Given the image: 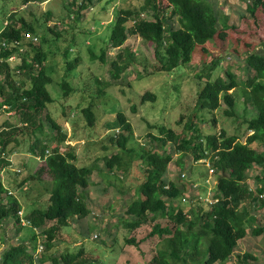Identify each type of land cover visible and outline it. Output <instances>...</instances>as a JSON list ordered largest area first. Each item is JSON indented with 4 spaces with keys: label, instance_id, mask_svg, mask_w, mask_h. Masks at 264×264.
Instances as JSON below:
<instances>
[{
    "label": "trees",
    "instance_id": "16d2710c",
    "mask_svg": "<svg viewBox=\"0 0 264 264\" xmlns=\"http://www.w3.org/2000/svg\"><path fill=\"white\" fill-rule=\"evenodd\" d=\"M96 1L80 0L79 9L71 11L70 17H82L83 9L94 5ZM161 1L142 0L139 8L132 4L129 8L119 6L110 36L111 46L121 48L129 34L141 36L155 47L157 64L152 72H169L180 66L184 69L199 58L209 57L210 52H206L208 43L216 47L218 52L211 54V63L204 66L205 71L196 73V79L203 83L198 96L199 104L192 110L182 131L177 133L166 125L159 126L160 135L149 133L153 142L152 147L146 150L144 145L135 142L130 121L119 112L117 119L107 124L110 128H118L117 134L110 138L111 143L117 142L118 146L117 152L106 158V165L110 172L115 169L121 171V177L134 162L145 165L144 179L136 187L137 197L129 203L126 210L129 217L126 227L136 229L159 217L171 221L170 225L154 222L148 234L149 237L156 234L162 237L151 264H229L239 241L248 235L249 228L257 235L264 228L253 227L255 216L249 210L241 208L246 202L252 208L257 202L264 205V50L250 48L248 43L255 35L250 31H241L230 23L226 13L219 15L209 0H168L167 7L161 6ZM246 1L247 9L254 18L243 16L244 26L248 21L260 19L258 15H263L264 11V0ZM75 2H71L73 7ZM16 13L12 12L8 16L6 24L0 30V40L6 42L0 47V111L9 109L22 122L20 125L8 123L7 129L0 130V223L13 217L19 226L18 230L25 228L28 235H24L18 243L0 254V264H36L38 257L43 264H73L75 255L64 253L46 256L44 251H37L38 234L44 237L43 250L49 251L63 226H69L71 219L84 217L90 212L85 196L94 168L77 165V154L73 146L62 150L66 134L62 124L52 118L48 109V104L54 101L47 87L52 83V77L46 70L48 53L43 47L46 38L40 34L48 29L59 36L60 28H71V24L65 22V26L56 23L47 26L44 22L39 23L38 18L29 22ZM51 14L52 12H46L45 19L48 20ZM175 16L178 19L177 26L171 21ZM15 41L22 43L14 44ZM91 52L94 58L98 57ZM229 52L244 59L243 68L247 71L244 80L230 68L226 69L224 76L213 75L217 68H222L221 61L226 59V53ZM65 54L68 58L67 51ZM13 55L21 57V62L16 66H12L10 61ZM104 55L102 53L99 57L106 62ZM118 56L120 60L112 62L114 76L117 78L136 59L131 52L126 57H123L122 52ZM76 61L77 59L75 64ZM68 63L71 70L75 68L74 64ZM138 74L139 77L143 76L140 72ZM15 76L24 78L17 80ZM97 81L100 82L98 78ZM61 86L65 95L74 91L65 80L61 82ZM239 86L249 90V99L257 111L250 119L244 120V124L251 130L246 141H241L239 134H227L224 129L213 134L204 132L198 123L201 119L198 109L214 111L220 106L222 96L229 107L225 113L235 115L236 98L229 91ZM149 99L154 100L155 95L146 92L142 101ZM93 106L91 103L83 108L90 127H94L97 120ZM183 118L184 115L179 119V124ZM48 123L56 131L50 136L46 128ZM213 123H216V118H213ZM26 133L34 137L30 150L45 161L39 171L47 172L51 178L43 180L49 193L48 204L35 205L25 215L29 224L23 226L19 214L22 203L7 192L1 171L11 164L8 155L15 149L14 146L8 148L9 144L12 141L19 144L18 135ZM58 138L60 142L56 141ZM157 145L163 152L154 148ZM176 151L179 153L175 166L179 171V182L167 175L169 163ZM207 156L210 164L217 169L215 173L219 175L218 191L214 197L217 200L213 203L206 202L200 190L189 192L188 189L189 185L192 189L198 181L191 178L201 165L199 161ZM257 165L261 170L255 175L257 184L254 189L247 177ZM39 180L42 181L41 178ZM199 182H202V177ZM50 222L53 223L48 226ZM128 243L138 245L135 238ZM249 258L256 260L254 255L248 253L243 256V262L248 264L252 261Z\"/></svg>",
    "mask_w": 264,
    "mask_h": 264
},
{
    "label": "rangeland",
    "instance_id": "374dc122",
    "mask_svg": "<svg viewBox=\"0 0 264 264\" xmlns=\"http://www.w3.org/2000/svg\"><path fill=\"white\" fill-rule=\"evenodd\" d=\"M75 1L0 0V30L12 12H17L18 17L22 16L29 22L36 21L38 18L39 23L44 22L47 26H53L55 23L65 26L67 25L65 22L71 24V28H60L59 36L48 29L40 33L43 38H46L43 43L44 51L48 53L46 70L52 77V83L47 87L54 101L48 104V109L52 118L62 124L66 134L62 150L73 146L77 154V165L94 168L91 184L85 196L90 212L84 217L71 219L69 226H63L49 251L43 250L44 237L38 234L37 251H44L46 256L51 254L59 256L64 253L75 255L73 264H151L150 261L156 255L162 237L158 234L149 237L148 234L154 222L170 225L171 221L159 217L156 221H149L136 229L126 227L127 218H129L126 210L129 203L137 197L136 187L144 179L145 165L139 164L138 161L134 162L123 177H121L122 172L117 169L113 172L108 170L106 158L117 152L116 146H118L117 142L111 143L110 138L117 134L118 128H110L107 124L117 119L118 113L122 112L133 127L135 142L144 145L146 150L152 147L153 142L149 133L155 136L160 135L159 126L166 125L180 133L192 110L196 109V104H199L198 96L203 83H199L196 79V73L205 71L204 66L211 63V54L218 52V49L208 43L206 52H210L209 57L199 58L194 64L186 65L184 69L180 66L169 72L157 70L152 72L157 64L153 44L139 35L132 34L128 35L121 48H113L110 43L119 6L129 8L132 4L133 7L139 8L142 0H97L98 2L96 1L94 5L82 8L84 15L78 19L69 15L71 11L79 9L80 0ZM209 1L219 15L226 13L230 23L235 24L241 31L245 30L246 33L250 31L255 35V38L248 43L251 45L250 48L256 51L264 50V11L263 15H258L260 19L248 21L244 26L243 16L248 19L254 18L247 9L248 1ZM71 2H75L74 7ZM160 4L167 7L169 2L162 0ZM46 12H52L48 20L45 19ZM171 21L175 26L178 25L176 16ZM65 51L69 54L68 58ZM91 51L98 57L94 58ZM120 52L123 53V57L129 56L131 52L136 59L130 62L125 72L117 78L114 76L112 62L120 60L118 56ZM102 53L105 54L106 62L99 57ZM226 56V59L221 61L222 68H217L213 75L224 76L226 69L230 68L244 80L247 74L243 68L244 59L231 52L226 53ZM76 59L78 65L75 64ZM10 61L12 66H16L21 62V57L13 55ZM67 61L74 64L75 68L71 70ZM139 72L143 76L139 77ZM15 77L17 80L24 78V76ZM64 80L74 88L69 95L64 94L61 86ZM146 92L153 93L155 99L143 102L142 96ZM229 92L236 98V114L225 113L229 107L220 96L221 104L214 111L197 108L201 118L198 123L207 134L224 129L229 135L239 134L240 140L245 142L251 130L244 124V120L250 119L257 111L249 99V90L239 86ZM91 103L94 104L93 109L97 114L94 127L89 126L83 114V108ZM4 110L0 111V130L7 129L8 123L22 124L13 111L6 108ZM182 115L184 118L179 124L178 121ZM213 118H216L215 124ZM46 128L49 136L56 133L50 127V123ZM33 139L34 137L27 133L18 135L20 143L16 145L12 141L8 146V148L14 146L15 149L8 155L11 164L1 171V178L7 187V192L11 191L10 196L20 200L24 216L35 205L46 206L49 201V193L43 180L51 177L47 172L39 171L45 165V161L39 156L36 157L30 150ZM56 141L60 142L59 138ZM154 143L156 145L157 141ZM154 148L163 152L159 145ZM178 156L179 153L176 151L173 160L169 163L167 174L177 182H179L177 179L179 171L175 166ZM187 158L188 156L184 157V160ZM187 162L189 163V160ZM199 164L201 165L196 169L195 176L191 178L198 181L192 189L191 185L188 186L189 192L200 190L205 201L213 203L217 200V197L214 198L218 191L219 175L215 173L217 169L210 164L208 156L201 159ZM260 170V166L257 165L252 168L247 177L250 186L254 189L257 184L255 175ZM200 177L202 182H199ZM195 192L192 193L195 194ZM241 208L249 210L255 216L253 227H264V205H259L257 202L252 208L246 202L241 205ZM52 223L50 222L48 226ZM18 228L13 217L0 223V254L14 243H18L24 235H28L25 228L20 231ZM132 238H135L139 246L128 243ZM248 253L256 257V260L249 258L253 262L250 261L248 264H264V228L258 235L254 234L251 227L249 228L248 235L239 241L229 264H246L243 262V256ZM36 264H43L40 257L36 259Z\"/></svg>",
    "mask_w": 264,
    "mask_h": 264
},
{
    "label": "built area",
    "instance_id": "2783aa9c",
    "mask_svg": "<svg viewBox=\"0 0 264 264\" xmlns=\"http://www.w3.org/2000/svg\"><path fill=\"white\" fill-rule=\"evenodd\" d=\"M26 36L29 37V34H26ZM30 37H31V36H30ZM34 39H35V38H34ZM18 42H19V43H22V42H20V41H15V42H13V43H14V44H18ZM5 43H6V42H3V41L0 40V47H1V45H5ZM11 58H12V57H11ZM11 58H10V59H11ZM183 175H184V174H183ZM9 193H11V191H9ZM215 201H216V200H215ZM19 214H20V216H21V221H20L21 224H22L23 226H26L27 224H29L28 221H27V219H26L25 216L23 215L22 210L19 211Z\"/></svg>",
    "mask_w": 264,
    "mask_h": 264
}]
</instances>
